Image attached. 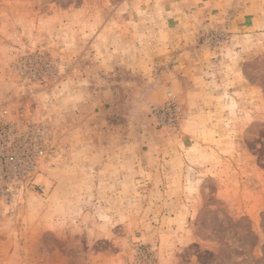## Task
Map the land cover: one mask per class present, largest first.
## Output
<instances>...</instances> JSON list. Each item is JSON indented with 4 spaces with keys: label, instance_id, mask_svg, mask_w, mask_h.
<instances>
[{
    "label": "rangeland",
    "instance_id": "rangeland-1",
    "mask_svg": "<svg viewBox=\"0 0 264 264\" xmlns=\"http://www.w3.org/2000/svg\"><path fill=\"white\" fill-rule=\"evenodd\" d=\"M121 2L0 0V119L7 124L2 136L9 139L0 142V149L5 154L21 153L35 138L38 142L30 145L44 151L29 160L32 171L22 175L0 162V264H159V245L169 249L170 237L151 240L158 212L165 211V193L150 187L146 191L131 189L124 200H106L105 207L94 208L99 202L87 200L92 215L84 214L83 230L76 229L73 221L67 230H49L39 224L43 215L37 203L47 194L44 176L58 166L66 150L62 141L67 139L68 148L75 149L78 135H113L106 112L91 119L99 120V129L75 132L72 127L79 121L70 109L76 87L101 91L96 98L102 103L120 101L130 108L121 110V116L129 117L132 134L140 128L147 131L151 125L158 138L174 139L193 115L187 102L173 91L166 93L160 105H145L140 110L134 92L152 83L136 78L123 65L114 71L112 66L109 70L108 64L98 63V58L108 54L106 39L112 25L107 23L113 22L112 13ZM207 15L206 11L204 24L209 23ZM206 35L211 52L222 48V32L209 28ZM250 54L239 64L247 88L244 93L236 99L219 97L221 103L219 98L213 100L214 95V103L207 106L211 111L201 113L203 127L196 133L195 147L199 164L190 180L195 189L184 194L202 208L190 224L191 242L172 246L175 264H264V48ZM114 88L122 93L115 99L109 94ZM114 126L123 125L116 122ZM163 148L156 145L166 154ZM189 176L185 175L186 182ZM106 196L105 192L99 194L102 199ZM30 204L35 206L32 210ZM94 213L98 222L104 221L106 213L123 214L124 219L95 226L86 222L96 217ZM106 227L112 230L111 239L94 238L95 231L105 235ZM168 252L163 254L168 256Z\"/></svg>",
    "mask_w": 264,
    "mask_h": 264
},
{
    "label": "crops",
    "instance_id": "crops-1",
    "mask_svg": "<svg viewBox=\"0 0 264 264\" xmlns=\"http://www.w3.org/2000/svg\"><path fill=\"white\" fill-rule=\"evenodd\" d=\"M120 5L112 13L113 22L107 23L112 25L110 37L106 39L108 54L98 58V63L108 64L109 70L112 66L114 71L117 65H123L126 71L137 74L136 78L152 83L145 82L150 86L138 87L134 92V96L139 97L136 105L140 110L145 105H160L166 93L173 91L187 102L193 115L182 125L175 140L158 138L152 134L151 125L146 127L147 131L140 128L132 134L129 117L121 116V110L130 108L122 106L120 101L102 103L96 98L101 91L76 87L73 109H70L74 111L75 121H79L72 127L75 132L99 129L96 119L106 112L113 135L107 138L78 135L75 149L68 148L71 143L67 139L62 141L66 150L58 166L48 169L44 176L46 199L41 204L37 200L30 202L40 205L43 220L39 224L43 228L67 230V225L73 221L76 229L83 230L82 218L85 213L92 215L91 210H87L92 200L99 202L92 207L100 208L105 207L106 200L114 201L117 197L124 200L131 189L146 191L150 187V190L165 193V205L162 202L165 211L158 212L151 240L170 237L169 249L159 245V264H175L173 247L182 245L183 241L185 245L191 242L190 224L202 208L192 204L184 194L195 189V183L190 180L197 174L193 168L199 164L195 147L196 133L203 127L199 122L201 113L211 111L207 106L214 103L211 101L214 95L217 97L213 100L227 96L236 99L247 89L243 86L244 74L239 64L249 52L257 53L264 48V0H122ZM206 11L209 23L204 24ZM209 28L222 32L225 37L222 48L217 51L209 49L211 41L206 35ZM114 89L109 94L115 99L122 93ZM87 96L90 98L85 101ZM218 100L220 102V98ZM92 118L96 119L92 121ZM116 122L123 126H114ZM156 145L164 146L167 153L158 151ZM185 175H190L187 182ZM100 192L107 193L106 199L99 197ZM87 200L90 201L86 205ZM29 206L31 210L35 207ZM105 215L101 218L103 222L99 220L102 223L98 222L97 215L86 222L98 226L124 219L123 214V217ZM107 227L105 235L93 232L94 238L111 239L112 230ZM175 241H179L177 245H173ZM164 252H168V256Z\"/></svg>",
    "mask_w": 264,
    "mask_h": 264
},
{
    "label": "built area",
    "instance_id": "built-area-1",
    "mask_svg": "<svg viewBox=\"0 0 264 264\" xmlns=\"http://www.w3.org/2000/svg\"><path fill=\"white\" fill-rule=\"evenodd\" d=\"M7 126L6 123H2L1 119H0V142L2 140H9L6 138H3L2 134L5 132V127ZM27 140H29L27 138ZM38 140V139H37ZM35 138L29 140V146L27 150H22L21 153H8L5 154L3 148L0 149V162H5L7 164H9L10 166L14 167V171L16 173H18L19 171V175H22L23 172H27L29 169L32 171V165L31 167L28 165V162L31 158H35V157H39L41 156L44 151L42 149H40L39 147H32L30 144L33 143H37V141ZM26 166V170H24L23 168ZM2 173V171H1Z\"/></svg>",
    "mask_w": 264,
    "mask_h": 264
}]
</instances>
